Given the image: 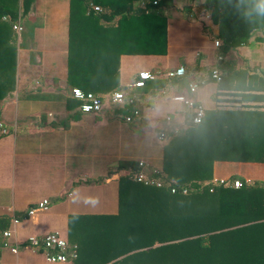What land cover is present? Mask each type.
<instances>
[{"label":"crops","instance_id":"crops-1","mask_svg":"<svg viewBox=\"0 0 264 264\" xmlns=\"http://www.w3.org/2000/svg\"><path fill=\"white\" fill-rule=\"evenodd\" d=\"M179 1L165 0L163 14L168 17L163 54L120 52L118 56V87L125 88L132 103L124 109L108 104L98 119L88 115L64 123L57 119L62 108L51 111L45 104L21 99L30 92L55 93L64 87L69 0L31 2L26 19H40L42 27L34 31L30 48L20 47L21 13L11 22V30L9 16L0 17V131H6L0 132V225L10 229L8 244L18 249L11 253L0 240V264H49L41 253L26 246V240L53 232L76 253L66 263L53 264H136L139 257L131 255L148 248L136 249L131 239L164 238L166 232L161 225L150 226L161 215L134 214L131 224V197L127 199L125 190L121 204L119 183L121 177L132 180L128 175L131 163L142 162L147 177L160 173L165 189L190 182L210 185L214 179L264 183V163L216 161L213 157L217 111L264 113V35L257 29L237 52L223 54L217 26L203 8V0H191V6L183 10L177 9ZM223 2L220 8L256 11V0ZM18 19L20 33L12 29ZM229 61L234 63L230 74L223 68ZM62 65L63 74H46ZM180 67L184 74L173 79L204 80L192 94L165 78L166 72ZM213 68L220 76L218 82L209 77ZM142 71L151 75L147 88L132 87ZM176 95H186L202 106L201 123H191V111L172 101ZM111 109L123 111L113 115ZM132 110L137 116L125 122ZM161 132L163 140L158 139ZM92 176L104 180L84 182ZM223 187L234 189L229 184ZM204 196V205H197V197L169 195L142 202L151 211L166 204L173 215H190L199 207L211 215L217 210V195L209 190ZM38 202H45L47 210L27 217V209ZM12 218H18V223L13 225ZM165 244L155 241L153 245ZM153 260L157 261L153 264H166L168 256L160 248Z\"/></svg>","mask_w":264,"mask_h":264},{"label":"trees","instance_id":"trees-1","mask_svg":"<svg viewBox=\"0 0 264 264\" xmlns=\"http://www.w3.org/2000/svg\"><path fill=\"white\" fill-rule=\"evenodd\" d=\"M32 1L0 0V17L9 16L7 25L10 30L11 22L15 21L17 15L21 13L23 17L20 44L23 48L33 45L32 35L37 28L42 27L40 19H26ZM153 1L69 0L64 87L55 93L30 92L21 101L45 104L51 111V108H62L64 112L57 119L63 123L88 115L98 119L101 112L94 114L80 111V103L71 98V89L79 88L98 97L102 110L109 107L107 99L110 93L120 89L117 77L120 52L131 55H159L165 52L168 17L163 14L165 0H156L157 5H152ZM223 1L203 0V8L217 26L220 52L235 53L249 42L257 29L264 35V15L255 10L220 8V4H225ZM91 5L100 7L101 11H92ZM190 6L191 0H181L177 9L183 10ZM233 61L224 63L223 68L229 74L234 70ZM173 78L171 84L187 90L190 82L185 77ZM149 81L151 79L144 83ZM147 83L141 88H147ZM121 108L124 109L123 106ZM110 111L114 115L123 110ZM214 120L213 157L216 161L264 163V113L217 111ZM136 169V164L131 163V173ZM160 175L155 173L150 178L156 179ZM127 178H119L120 202H124L123 192L128 190L127 199L131 197V224L134 214L138 217L141 214L161 215L150 222V226L161 225L166 232L164 238L146 235L142 236L143 239H131V245H136V249L148 248L147 251L131 255L135 259L139 257L134 263H157L153 259L161 248V254L168 256L166 264H264V183L252 182L238 189H229L190 182L183 187L174 185L175 191L170 193L169 188L143 186ZM157 179L163 182L162 177ZM103 180V177L92 176L84 179V182L95 184ZM182 189H185L184 194L181 193ZM209 190H213L218 198L217 210L211 215L201 212L203 207L190 215H173L168 212L166 204L153 207L151 211L142 202L167 198L169 195L189 199L197 197V205H204L203 198ZM155 241L166 244L157 247L153 245Z\"/></svg>","mask_w":264,"mask_h":264},{"label":"built area","instance_id":"built-area-1","mask_svg":"<svg viewBox=\"0 0 264 264\" xmlns=\"http://www.w3.org/2000/svg\"><path fill=\"white\" fill-rule=\"evenodd\" d=\"M152 5H157V1L151 2ZM91 9L94 12H100V8L98 6H93L91 5ZM12 29L16 31L17 33H20L21 31V25L19 22V19L12 24ZM215 46L218 45V42L214 43ZM184 74L183 68H177L173 71H168L165 74V78H173V77H180ZM210 79L218 82L220 80V76L218 74L217 69L213 68L210 70L209 73ZM151 78V75L148 72L142 71L137 74V80L134 81V83L131 85L134 88H141L144 86V82L149 80ZM204 84V80H200L197 82H190L187 86V92L189 94L194 93L197 88L201 85ZM71 98L78 101L80 103L79 109L82 113H98L101 112V101L98 97L94 96L90 92H83L79 88H73L71 89ZM173 102L180 103L184 105L187 110H190L192 113L191 116V123L196 125L199 124L202 121L204 110L201 105H198L194 103L191 99H189L186 95H176L172 97ZM108 104L110 106H118L122 107L124 105H130L132 103L131 99L126 98V92L125 88L119 89L117 91H113L110 93L108 99H107ZM137 116V111L132 110L131 111V116H125L124 121L125 122H130L132 118ZM165 120L168 122L170 120L169 117H166ZM1 128V126H0ZM2 134H5L6 131L4 129H1L0 131ZM159 140L165 139L164 133L161 132L158 135ZM136 171L134 173L128 174L131 176V179L139 183L143 186H150V187H155V188H162L164 186V183L159 180V179H151L150 177H147L143 171V163L138 162L136 164ZM229 184V187L238 189L242 185H249L250 181L243 180L239 181L236 179L233 180H212L210 186H226ZM170 193H173L175 191V187H170L169 188ZM181 193H185V189L181 190ZM47 210V205L45 202H38L32 206H30L27 211H26V216L30 217L33 216L34 214L41 212V211H46ZM19 219L18 218H12L11 223L15 225L18 223ZM11 235V231L9 228H1L0 227V240H1V246L8 248L11 253H16L17 246H9L8 244V239ZM26 246L35 252H39L43 256V260L46 263L53 264V263H66L69 259H74L76 257V253L74 249H70L68 246V243L58 235V233L53 232V233H48L44 235L41 239H38L37 237L30 236L26 240Z\"/></svg>","mask_w":264,"mask_h":264},{"label":"clouds","instance_id":"clouds-1","mask_svg":"<svg viewBox=\"0 0 264 264\" xmlns=\"http://www.w3.org/2000/svg\"><path fill=\"white\" fill-rule=\"evenodd\" d=\"M256 11L260 14V15H264V0H256Z\"/></svg>","mask_w":264,"mask_h":264},{"label":"rangeland","instance_id":"rangeland-1","mask_svg":"<svg viewBox=\"0 0 264 264\" xmlns=\"http://www.w3.org/2000/svg\"><path fill=\"white\" fill-rule=\"evenodd\" d=\"M56 70H58V71L56 72ZM56 70H55L54 67H53L51 70L46 71V74H48L49 72H50V74H51V72H52V73L54 72L55 75H56V74H59V75H60V73L63 74V72L65 71L63 65H62V68L60 67V69L58 68V69H56Z\"/></svg>","mask_w":264,"mask_h":264}]
</instances>
